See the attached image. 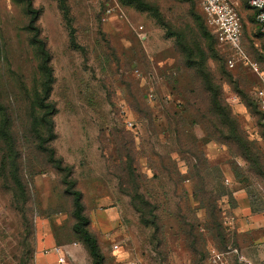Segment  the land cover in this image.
Returning a JSON list of instances; mask_svg holds the SVG:
<instances>
[{
    "label": "rangeland",
    "instance_id": "obj_1",
    "mask_svg": "<svg viewBox=\"0 0 264 264\" xmlns=\"http://www.w3.org/2000/svg\"><path fill=\"white\" fill-rule=\"evenodd\" d=\"M30 1L51 54L50 146L64 171L26 141L40 78ZM122 1L67 0L66 19L58 0H0L1 100L25 183L16 196L0 175V264H93L74 231L66 175L82 193L87 228L108 264H206L214 244L264 264V121L254 100L264 38L252 9L232 0L241 47L260 75L235 55L228 68L221 47L203 39V0H146L161 20ZM208 42L211 87L188 58V48ZM233 54L226 48L227 58Z\"/></svg>",
    "mask_w": 264,
    "mask_h": 264
},
{
    "label": "trees",
    "instance_id": "obj_2",
    "mask_svg": "<svg viewBox=\"0 0 264 264\" xmlns=\"http://www.w3.org/2000/svg\"><path fill=\"white\" fill-rule=\"evenodd\" d=\"M60 4L61 10L64 12V16L66 19L69 16V7L67 0H58ZM124 4L129 6H134L140 10L148 11L154 13L156 19L161 20V15L159 9L146 0H123ZM251 9V8H250ZM27 12L30 16V28L35 31L33 37V44L36 46L37 54L40 59L39 63V84L33 93L32 100L28 106L29 108V119H30V129H29V137L26 138L27 143L29 145H33L36 150L43 152L47 155L48 162L52 163L54 167H56L60 171H64L67 167H64V161L62 158L57 156L56 150L50 146V143L55 139V124L53 120V116L56 113V106L50 100L52 93V86L54 82V72L51 66V54L48 49L47 43H45L42 39H40L39 29L35 26L38 18H39V10L35 9L33 3L30 1L27 5ZM254 13V12H253ZM204 17V15H203ZM255 19V13H254ZM205 23V19H204ZM199 31L202 34L203 39L213 40L215 43L221 47V54L223 55V60L225 65L227 64V55L225 49L218 44L215 36L212 34L211 30L208 26H200ZM262 34V33H261ZM170 36H177V34L172 33ZM263 36V34H262ZM72 42L74 43V37L72 35ZM184 37L180 36L179 45L184 46L186 43L183 40ZM184 41V42H183ZM208 42V46L205 48L202 47V43H195L192 50L188 48L189 54V64L190 66L197 67L198 71L204 75L206 83L208 86H212L211 81L208 79V75L206 74V60L208 59L207 50L213 51L212 43ZM195 51L199 54L200 62H196L193 58L196 56ZM229 68V67H228ZM217 95L213 96V102L216 106L217 104ZM257 105V104H256ZM258 107V106H257ZM226 119L233 120L231 112L226 111ZM12 117L9 114L8 108L1 100V92H0V152H1V160H0V175L4 177V180L8 183V186L12 189V191L18 194L19 191L24 193L25 183L20 175V167H21V150L18 147L17 140L15 138V134L12 131ZM232 129H236V126L233 125ZM231 129V132H234ZM31 140V141H29ZM69 170V169H68ZM69 175L64 177V184H66V191L73 197L74 204V217L76 219V223L74 224V231L80 234L83 241L88 245L90 254L93 258V264H104L105 257L102 250L100 249L98 240L95 236H93L88 230L89 220L84 216V206L82 203V193L76 189V182L69 180ZM227 194V193H226ZM156 226V224H155ZM219 250H223L216 246ZM237 247V246H234ZM239 248V247H238ZM241 249V248H240ZM208 250L206 253L207 258ZM206 261V260H205Z\"/></svg>",
    "mask_w": 264,
    "mask_h": 264
},
{
    "label": "built area",
    "instance_id": "obj_3",
    "mask_svg": "<svg viewBox=\"0 0 264 264\" xmlns=\"http://www.w3.org/2000/svg\"><path fill=\"white\" fill-rule=\"evenodd\" d=\"M247 4L255 13V21L264 38V0H247ZM202 11L205 23L215 36L218 44L225 51L228 48L234 53L233 57H228V67L230 69L236 67V56L244 66L260 75L259 64L241 47L244 32L243 23L232 0H203ZM254 100L264 121V77H260L259 86L254 93ZM205 262L206 264H254L238 247L219 250L214 246L208 249Z\"/></svg>",
    "mask_w": 264,
    "mask_h": 264
},
{
    "label": "crops",
    "instance_id": "obj_4",
    "mask_svg": "<svg viewBox=\"0 0 264 264\" xmlns=\"http://www.w3.org/2000/svg\"><path fill=\"white\" fill-rule=\"evenodd\" d=\"M103 254H104V257H105V260H106V264H108V262H109V253L104 251ZM52 257H53V260H56V257L54 255ZM114 264H116V263H114Z\"/></svg>",
    "mask_w": 264,
    "mask_h": 264
}]
</instances>
